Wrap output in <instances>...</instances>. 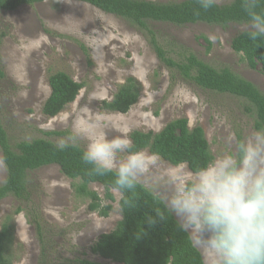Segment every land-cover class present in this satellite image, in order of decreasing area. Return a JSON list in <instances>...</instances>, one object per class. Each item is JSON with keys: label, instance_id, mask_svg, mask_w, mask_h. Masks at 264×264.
Returning <instances> with one entry per match:
<instances>
[{"label": "rangeland", "instance_id": "1", "mask_svg": "<svg viewBox=\"0 0 264 264\" xmlns=\"http://www.w3.org/2000/svg\"><path fill=\"white\" fill-rule=\"evenodd\" d=\"M231 1L218 0V4ZM151 26L161 41L184 45L208 64L230 68L264 92L261 68H250L243 55L231 46L234 36L249 30L248 23L224 27L203 22L182 26L151 22ZM205 37L212 43L209 49ZM0 61L4 74L0 75V114L14 146L39 137L57 143L70 134L71 121L81 113L109 124L110 138L129 143L133 130L160 131L170 121L186 117L190 127L202 126L214 156L234 151L240 137L242 141L258 131L253 116L245 109L246 100L203 89L181 78L172 80L142 32L126 20L85 2L45 0L13 11H0ZM57 71L68 73L84 87L74 102L58 115L48 117L43 113L51 93L48 78ZM130 76L143 86L138 103L125 114L104 110L103 100L112 99ZM142 153L150 157L151 166L139 182L165 202L169 171L194 173L185 164L175 166L147 150ZM6 176L0 147V184ZM29 188L32 204L14 196L0 202V228L4 215L18 206L31 208L42 220L40 239L25 211L15 216L12 264H79L84 259L122 264L91 251L99 236L110 232L122 218L119 191L113 190L114 199L103 202L112 205L109 215L104 217L90 210V200L75 192L73 180L57 165L30 172ZM90 188L105 196L102 185L94 183ZM187 230L207 264L199 233Z\"/></svg>", "mask_w": 264, "mask_h": 264}, {"label": "trees", "instance_id": "2", "mask_svg": "<svg viewBox=\"0 0 264 264\" xmlns=\"http://www.w3.org/2000/svg\"><path fill=\"white\" fill-rule=\"evenodd\" d=\"M45 0H0V11H13L24 5H34ZM91 4L102 11L126 20L142 32L158 60L171 73L172 80L181 78L214 92L228 93L246 100V111L254 118V127L264 130V92L253 82L230 68H216L200 59L184 45L167 44L159 39L151 22L187 25L208 23L227 26L230 23H248L241 8V0L217 4L204 11L196 0L156 2L152 0H75ZM245 30L233 37L232 49L243 55L247 65L261 68L264 74V38L252 40ZM211 47V41L205 37ZM0 75L3 74L0 61ZM51 93L43 105V113L54 117L75 101L84 83L76 81L64 71L49 75ZM142 84L134 77H127L110 100H103L102 108L109 112L128 113L138 103ZM54 134L58 132H47ZM66 134L69 132H60ZM241 140V137L239 138ZM131 151L147 150L172 165L182 164L192 171L208 163L215 156L202 126L190 127L186 117L174 119L160 131L133 130L130 134ZM54 141L39 137L22 140L15 146L10 142L0 114V147L7 170L5 181L0 184V202L14 196L32 204L29 173L45 166L57 165L61 172L73 180L75 192L90 200L89 208L101 216H108L113 200L114 177L90 174V166L81 160L82 146H69L64 150ZM105 188L101 197L91 184ZM122 218L116 226L103 233L91 246V251L105 259L122 264H206L189 231L181 226L165 201L150 188L139 182L132 190H117ZM32 206V205H31ZM25 211L42 238V220L31 208L18 206L4 215L0 228V264H12V247L15 242V216ZM160 214L163 215L161 218ZM153 221L149 222V219ZM79 264H99L80 260Z\"/></svg>", "mask_w": 264, "mask_h": 264}, {"label": "clouds", "instance_id": "3", "mask_svg": "<svg viewBox=\"0 0 264 264\" xmlns=\"http://www.w3.org/2000/svg\"><path fill=\"white\" fill-rule=\"evenodd\" d=\"M196 2L204 11L218 4ZM241 8L249 38H264V0H241ZM69 127L56 147L82 146L81 160L90 174H111L117 190L134 189L151 166L150 157L131 151L127 140L110 138L103 120L81 113ZM168 188V211L183 228L199 233L207 264H264V130L237 140L234 151L215 156L195 173L170 170Z\"/></svg>", "mask_w": 264, "mask_h": 264}]
</instances>
